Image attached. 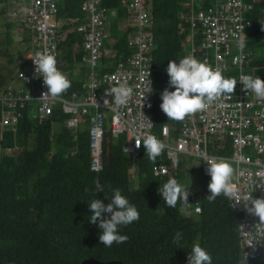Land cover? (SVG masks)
Masks as SVG:
<instances>
[{
	"label": "trees",
	"instance_id": "1",
	"mask_svg": "<svg viewBox=\"0 0 264 264\" xmlns=\"http://www.w3.org/2000/svg\"><path fill=\"white\" fill-rule=\"evenodd\" d=\"M120 1L102 0L106 13L115 15L105 29L108 35L105 45L116 52L113 64L124 61L132 52L127 41L133 36L130 33L137 31ZM187 1L151 0L148 7L154 41L151 112L155 131L165 123L170 126L176 123L168 119L159 105L162 103L160 93L165 88L174 90L168 84V61H179L187 44V32L178 27L177 14L189 9L198 11L207 4L191 0L190 5H186ZM244 1L251 4L247 14L250 25L245 31V48L251 53L243 71L248 75L255 73L264 80V0ZM80 2L59 0L57 3L58 12L67 17L59 28L60 36L66 39L58 45L70 61H66L68 72L74 68L73 62H81L83 54L80 45H76L81 42V35L76 31L83 16ZM8 3L9 0H0V25L4 24V28L0 26V34L3 35L13 25L6 17ZM120 26L124 29L119 33ZM199 37L200 33H195L193 41ZM100 61L107 63L109 60L102 57ZM5 79L0 74V90L7 84ZM69 79L71 87L62 96H69L73 90L82 94V80L79 77ZM32 111L29 106L22 110L14 131H0V264H82L86 258L116 259L122 264H187V256L196 242L211 254L213 264H240L239 237L235 228L239 214L230 208L223 195L208 201L210 175L201 167L202 174L196 184L199 188L194 193L195 201L190 202L191 207L178 202L172 209L159 190L168 179L175 177L181 181L185 173H189L188 165L179 160L182 155L175 157L174 167L163 158L168 172L157 177L152 171L155 161L149 159L144 146L138 157L132 159L123 149L122 138L113 139L114 143L107 147L104 144L107 138H104L102 169L95 172L89 166L85 123L79 120V127L69 125V114H62L57 107L42 122L31 118ZM55 121L61 125L58 129L53 127ZM83 121L87 123L86 119ZM221 143L222 147H217L211 142L210 150L219 157L230 156L233 151L229 139ZM72 149L73 154L70 153ZM132 163L136 172L132 170ZM98 184L103 191H97ZM114 189H120L137 207L140 218L120 227V234L128 236L125 243L105 247L99 240L102 233L99 219L96 224L89 222L92 211L88 205L98 199L107 206ZM194 204L200 207L199 213L193 212ZM103 218L110 216L103 214ZM177 232L182 233V239L174 242Z\"/></svg>",
	"mask_w": 264,
	"mask_h": 264
},
{
	"label": "built area",
	"instance_id": "2",
	"mask_svg": "<svg viewBox=\"0 0 264 264\" xmlns=\"http://www.w3.org/2000/svg\"><path fill=\"white\" fill-rule=\"evenodd\" d=\"M144 2L147 1L121 0L120 4L123 8L124 6L126 8L133 6L137 14L144 12L145 8L141 6ZM199 2L201 4L202 2H207V4L201 10L179 11L177 14L178 27L187 32L185 39L189 33L191 35L197 32L200 33V37L197 40L189 42L187 53L189 52L188 54L195 56L201 61H206L213 68H219L226 78L239 79L241 75H248L242 69L249 62L251 51L245 47L240 50L238 41L242 34V26L243 35L245 36V31L250 25V20L246 13L250 11L251 4L244 0H200ZM103 5L102 0H88L84 3L81 19L83 25L76 27V31L82 36V42L77 43L83 49L82 58L86 60L87 65L99 70L101 75L88 73V80L85 82L87 88L82 87L84 90L82 94H78L73 90L69 96H60L66 102L72 101L86 104V108L78 112L77 109L68 105H56L57 108L62 110V114L66 112L71 118L79 119L83 124H86L88 133L90 132L89 138H91V145H89L91 153L90 167L96 170L100 168L102 151V144L100 143L104 138H113L119 131H123V134H127V139L133 141L136 145L134 137L142 133L150 134L155 132L152 122L149 124L148 121L140 120L143 117L142 114L146 119L152 114L153 103L151 100L150 102L147 101V98L150 99L148 94L153 91V80L144 74L147 70H152L153 56L150 45H152L153 39L151 31L131 32L130 34H133V38L127 41V45L142 51V56L127 54L124 62L118 61L113 64L116 55L115 50L105 45L101 40L96 41V36H101L99 32L90 31L92 26L97 27L107 24L109 19L105 17ZM14 6L17 9H21L23 13L28 11L27 15L29 17L23 21L24 24L22 25L31 31L32 40L37 42L31 48L32 58H35L37 52L47 50L56 56L58 68L64 66L66 60L63 58V52L57 51V44L63 42L66 38L64 35L60 36V32H57L56 28H59L61 23H65L67 17L58 12L57 0H14ZM85 11L89 14H85ZM14 12L17 11L14 8H10L9 15L13 19L16 18V13L14 14ZM46 18L49 19L45 22L39 21ZM137 21L138 23L142 22V20ZM89 22L93 24L89 25ZM37 23L42 26L37 28ZM45 23H50L54 26H47ZM39 42L42 43V46H38L40 45L38 44ZM101 54L109 58L107 63L97 59V55L100 56ZM185 55L183 54V57ZM140 61H145L147 66L143 67ZM61 71L65 73V71ZM17 75L23 81L31 76L33 81L31 83L26 82V84L30 85V88L14 89L12 86L3 87L7 95L16 93L15 98L18 102H27V104H32L38 111L42 110L41 116L47 120L49 115L53 113L51 104H54V100H58L59 97L55 99L51 97L40 99L42 94L47 92V87L44 84L43 77L35 73L33 61L29 60L27 70L18 71ZM148 80H150L152 91L146 93L148 91ZM124 81L133 88L132 98L124 106L125 109L132 111L131 114L124 113L121 110L123 107L115 104L113 94L110 92L112 88L117 87L120 82ZM32 89L34 90L32 91ZM37 90H42L43 93L34 94V91ZM144 93L145 96L142 98ZM7 95L0 94V107L4 105L3 108H0V121H5L1 125L11 124L15 117L19 115L15 110L17 105ZM106 100L108 103L105 104ZM87 107L92 108L93 111H89ZM85 113H90L93 120L91 119L88 123L83 121L89 119ZM7 115L12 116V120ZM201 117L203 120H200ZM95 119L100 120V122ZM106 121L110 122L111 131H109L108 127H105L104 123ZM182 122L183 128L180 129V134L177 135L178 142L174 146L176 147L177 145L179 148L186 149L189 154L205 158L216 155L211 150L208 151L210 147H207L206 150L202 148L205 143L201 139V135L204 133L213 134L221 141L229 138L232 140V144L238 148L246 147V151L236 154L232 153L230 156L224 154L221 157L242 162L247 166L243 170L240 168L235 169L241 195L242 193L251 192L254 198H264V99H259L254 93L245 90L242 83L237 81L234 93L230 98L222 97L213 101L206 110L188 116ZM141 123L144 124L143 128L140 127ZM186 123L190 125L189 128H186ZM71 125L75 124L72 123ZM128 131H131V133ZM167 134L168 129L163 126L160 140H164V144L170 145L166 142L169 138ZM93 137L98 140H94ZM157 138L159 139V137ZM188 140L194 141L193 146L187 143ZM251 142L254 145H251ZM165 148H167V154L162 153L159 157L166 158L173 163L174 167L177 161L175 159L176 155L172 153L169 147ZM70 153L73 154L74 149ZM206 163L207 159L204 161V167L207 166ZM132 170L136 172L134 163H132ZM167 172V166L158 164V167H155L153 171V175L162 177L160 173L166 174ZM227 201L231 209H239L238 211L243 215L242 219L237 220L235 227L238 236L242 237L241 240L237 241L240 251V264H264V240L258 242L255 251H253L252 248L245 245L247 237L242 234L240 228V226H243L244 231H250L252 226L259 222V218L246 213L243 204L238 203V200L227 198ZM186 207L190 208L191 205L187 204ZM193 210L195 213H199L200 207L194 204Z\"/></svg>",
	"mask_w": 264,
	"mask_h": 264
},
{
	"label": "clouds",
	"instance_id": "3",
	"mask_svg": "<svg viewBox=\"0 0 264 264\" xmlns=\"http://www.w3.org/2000/svg\"><path fill=\"white\" fill-rule=\"evenodd\" d=\"M245 38L242 26V34L238 41L240 50L246 46ZM30 59L34 62L35 73L43 77L47 87V92L43 93L40 99L58 98L71 87V80L57 67V59L52 52L40 51L35 54L34 59L31 57ZM166 73L169 77V87L174 90L169 91L165 88L160 93L162 103L159 107L171 120L183 121L188 116L206 110L213 101L222 97L230 98L237 81L242 83L245 90L254 93L259 99H264V80H261L255 73L241 75L239 79L226 78L219 68H213L206 61H201L191 54L185 55L179 61L169 60ZM146 75L149 77L148 71ZM147 87L146 93L151 92L150 80H148ZM110 92L117 106H126L132 98L133 88L124 81L112 88ZM144 96L145 93L142 98ZM106 103H108L107 100ZM142 116L144 117L143 114ZM144 119L151 124L145 117ZM140 127L143 128L144 124L141 123ZM134 138L136 146L140 147L142 143L149 159L153 162L165 149V144L153 134L142 133ZM206 159L210 175L207 187L211 193L207 196L208 201L212 202L218 196L223 195L226 198L238 200V203L243 204L246 213L259 218V222L255 223L250 231L246 232L243 226H240L242 234L247 237L245 245L255 251L256 244L264 240V198H254L251 192L241 196L238 177L231 161L214 157H206ZM188 189L189 186L186 187L172 177L163 184L159 192L167 206L174 209L178 202L183 205L190 204L188 203L190 195ZM97 191H103L99 184ZM88 206L92 211L89 222L96 224L99 219L98 227L102 230L99 240L105 247H111L114 243H125L128 236L120 234V227L127 226L140 218L137 207L122 195L120 189L113 190V196L107 206L98 199H94ZM103 214H109L110 218H103ZM181 239L182 233L180 232L173 237L174 242H179ZM187 264H213V258L199 242H196L187 256Z\"/></svg>",
	"mask_w": 264,
	"mask_h": 264
},
{
	"label": "bare ground",
	"instance_id": "4",
	"mask_svg": "<svg viewBox=\"0 0 264 264\" xmlns=\"http://www.w3.org/2000/svg\"><path fill=\"white\" fill-rule=\"evenodd\" d=\"M59 0H57V2H58ZM88 0H81V2H80V4H79V10H80V12H82L81 14H83V8H82V6H83V4L84 3H86ZM147 2H144V3H142L141 4V6H143L144 8H145V10H144V12L143 13H137L136 14V10H134V8H133V6H128L127 8H126V14H127V16H128V18H129V20L132 18V20L133 21H136V26H137V31L138 32H140V31H144V32H147V31H151L150 30V26H151V23H152V21L150 20V17H149V14H148V7L151 5V0H146ZM191 1V0H190ZM190 11H188V12H191V10L192 9H189ZM192 11H194V10H192ZM104 12H105V17L107 18V19H109L110 17H111V15L109 14H107L106 13V11L104 10ZM249 12V11H248ZM248 12L246 13V14H248ZM27 14H28V11H27ZM85 14H89L87 11H85ZM29 17V15H27L26 17H23V18H18V20H19V24L20 25H22V24H24V20H26L27 18ZM47 19H49V18H46V19H44V20H39V21H42V22H45ZM144 19V20H143ZM137 20H142V22L140 23H138V21ZM223 21V20H222ZM221 21V22H222ZM82 22V21H81ZM78 23L77 25H76V27L78 28L79 26H81V25H83V23ZM108 23V22H107ZM47 26H54V25H51L50 23H45ZM91 24H93V23H91V22H89V25H91ZM42 25L40 24V23H37V28H40ZM106 26H107V24L106 25H102V26H97V27H94V26H92V27H90V31H94V32H99L100 33V35L101 36H96V41H98V40H101V41H103V43H105V41L108 39V35H106V33H105V29H106ZM22 29V28H21ZM26 31L29 33V35H28V37L32 40V38L31 37H33V35H30V33H31V31L29 30V29H26ZM56 31L57 32H59V29L58 28H56ZM136 31V32H137ZM151 33V35H152V39H153V34H152V32H150ZM32 34V33H31ZM44 35V34H43ZM133 38V36L129 39V40H131ZM33 41V43L34 44H36L37 42L36 41H34V40H32ZM191 41H193V35H191L190 33H189V35H188V37L186 38V42H187V44H189V42H191ZM36 42V43H35ZM81 42H82V36H81ZM83 42H84V40H83ZM152 45H150L151 47H150V49H151V54H152V51H153V47H154V41L152 40ZM38 44H40V45H38V46H42V43H38ZM34 46V45H33ZM57 47H58V50L57 51H60L59 50V46H58V44H57ZM131 49H132V52L130 53L131 55H136V56H142L141 55V52L142 51H139L138 49H134L132 46H129ZM186 47V46H185ZM32 48V47H31ZM49 48H52V47H49ZM82 48V47H81ZM188 48H189V46H188ZM186 49V48H185ZM247 49V48H246ZM187 50L188 49H186V50H184V54H188L187 53ZM102 57H104L105 59H109L108 57H106V56H104L103 54H101L100 56H98L97 55V59H101ZM31 58H32V56H31ZM126 59V58H125ZM31 61H33L32 59H30ZM125 61V60H124ZM124 61H122V62H124ZM64 62V61H63ZM65 64H64V66H66V62H64ZM140 64L143 66V67H145V66H147V63L145 62V61H140ZM248 64V62L245 64V66ZM244 66H243V69H242V71L244 70ZM60 70L61 69H64V68H59ZM94 70H97V69H95V68H92L91 67V71H92V73H95V74H99V75H101L100 73H96V72H94ZM148 71V73H149V78L150 79H152V73H153V69L152 70H147ZM147 71L146 72H144V74L146 75V73H147ZM244 72V71H243ZM245 74H247L246 72H244ZM147 76V75H146ZM30 78H27L26 79V82H29V83H31L32 81H33V78L31 77V76H29ZM132 79V78H131ZM22 80V79H21ZM153 80V79H152ZM29 87H30V85H28ZM87 87V86H86ZM32 92V91H31ZM134 92H136V91H134ZM153 92V91H152ZM152 92H151V94L149 93L148 94V96H149V98L150 99H148L147 98V101H149L150 102V100L152 101ZM39 93H43V91L42 90H37V95L39 94ZM45 93V92H44ZM0 94H2V95H4V96H6L7 95V93H6V91L5 90H2V91H0ZM7 97L10 99V100H13L14 102H15V105H17L16 107H15V110H16V112H18V114L19 115H17L16 117H15V119L12 121V123L11 124H13V125H11V124H7V125H3V126H5V127H7V128H9V129H11V130H15V127H16V125H17V120H18V118L22 115V110H24L25 108H27L28 106L30 107V108H32V113H31V118L33 119V120H36V121H38V122H42L43 120H44V118H42V113H43V111L41 110V111H38L33 105H29V104H27V102H18V100H16V93H12V94H8L7 95ZM55 99V98H54ZM61 103H62V105H68V106H70V107H72V108H75V109H77L78 110V112H80V110H83V109H85L86 108V104H79V103H76V102H72V101H69V102H66V100L64 99V98H59L58 99ZM153 105V104H152ZM4 107V105L2 106V107H0V108H3ZM123 108L121 109L122 111H124V113H128V114H131L132 113V111H130V110H127V109H125V107L124 106H122ZM18 108V109H17ZM87 109L89 110V111H93L92 110V108H90V107H87ZM151 110H152V108H151ZM85 115H87L88 117H89V119H88V121H91V119L93 120V117H91V115H90V113H85ZM11 120H12V116H10V115H7ZM96 121H98V122H100V120H98V119H95ZM141 121H144V122H147L145 119H144V117H141V119H140ZM147 120H149L150 122H152L153 123V115L151 114L150 115V117L147 119ZM200 120H203V118L201 117L200 118ZM2 122H5V121H1V123ZM73 123V124H75L76 125V120L75 119H73V118H69L68 119V124L69 125H71V124ZM105 127H108V129H109V131H111L110 129H111V127L109 126L110 125V122L109 121H106L105 123ZM74 125V126H75ZM171 124H168V123H165V124H163L162 126H161V128L158 130V131H155V132H153V133H150V134H153V135H155L156 137H159V139H161V137H162V135H161V129H162V127L163 126H166L167 127V129H168V134H167V136L169 137L168 139H167V143H169L170 145H166L165 144V147H169L170 149H171V151H172V153L174 154V155H187V156H191V157H194V158H197V159H199V160H201V162H202V168L204 167V161H206V158L205 157H201V156H197V155H194V154H189V153H187L186 152V149H182V148H179L177 145H176V147L174 146L175 145V143L176 142H178V137H177V135L178 134H180V129H182L183 128V122L182 121H176V123L175 124H173L172 126H170ZM76 127V126H75ZM190 127V125L188 124V123H186V128H189ZM236 132H238L237 130H235ZM129 133H131V131H128ZM90 137V132L88 133V140H89V145H91V142H90V140H91V138H89ZM122 138V141H123V147H124V150L127 152V154L129 155V156H131V157H133V158H136L138 155H139V152L141 151V146H142V143H141V146L140 147H137L136 145H135V143L133 142V141H129L128 139H127V134H123V131H119V133L117 134V135H115V136H113V139L114 140H116V139H118V138ZM93 139L94 140H98L97 138H94L93 137ZM201 139H203V141H204V143H205V145H203L202 146V148L203 149H207V147H210V143L211 142H218V143H221V140H218L217 139V136H215V135H213V134H210V133H204V134H202L201 135ZM229 139V138H228ZM162 142H164V140H161ZM229 141H230V143H231V147H232V150H233V153H239V152H243V151H246V147H240V148H238V147H236V146H234L233 144H232V140L231 139H229ZM187 143H189V144H191L192 146H193V144H194V141H187ZM100 144H102V141H101V143ZM251 145H254L253 144V142H251ZM102 150V149H101ZM208 151H210V148L208 149ZM97 154H99L98 152H97ZM163 154H167V148H165L164 149V151H163ZM100 155V154H99ZM98 155V156H99ZM89 156H91V153H90V148H89ZM212 157H217V158H222V157H219V156H216V155H212ZM164 157H157V162L154 164V166H153V169H152V171H154V169H155V167H158V164H162V165H165L163 162H162V159H163ZM100 159H101V164H100V168L98 169V170H96V169H93V168H91L90 167V169L92 170V171H95V172H99L101 169H102V151H101V155H100ZM225 159V158H224ZM227 160H229V161H231L232 162V165H233V167L236 169V168H240L241 170H243V169H245V168H247V166L244 164V163H242V162H239V161H232V160H230V159H227ZM89 166H90V160H89ZM166 166V165H165ZM203 172L205 173V174H209L208 173V168H207V166H205L204 168H203ZM162 176L163 175H166V174H164V173H160ZM157 177H161V176H159V175H156ZM197 188H199V186H197ZM245 193H242V195L241 196H243ZM191 201H188V203H190ZM187 205H185V207H186ZM192 209H193V207H192ZM238 214H239V218H238V220H240V219H242L243 218V215H242V213H240L238 210H236V209H234ZM193 212H194V210H193ZM239 237V236H238ZM242 239V237H239V240H241ZM238 240V241H239Z\"/></svg>",
	"mask_w": 264,
	"mask_h": 264
},
{
	"label": "rangeland",
	"instance_id": "5",
	"mask_svg": "<svg viewBox=\"0 0 264 264\" xmlns=\"http://www.w3.org/2000/svg\"><path fill=\"white\" fill-rule=\"evenodd\" d=\"M9 1H11V3H12L8 7L9 11H10V8H14V10H16L17 12H14V14L16 13V15H15L16 18L14 20H12L11 18L7 19V21H9L11 24H13L6 31L7 34L6 35H3L2 33L0 34V70L1 71H3V70L4 71H7V70L12 71V74L15 75L16 71L18 73V71L22 70L21 68H27V66L29 65V60L31 57V50L28 51V47H30V46L33 47L34 43L30 38H28L25 35V34L29 35V33L26 31L25 28L21 29L20 24H19V20H18V18L21 19L23 17H26L27 12L23 13L21 11V9H17L14 6V3H13L14 0H9ZM186 5H190L189 0L187 1ZM9 11H8V17H10ZM111 12L114 13V11H111ZM109 21H111V20L109 19L108 22ZM121 22L125 23V20H122ZM129 22H132V18H131V20H129ZM132 23L135 25L136 21H133ZM61 24H63V23H61ZM61 24L59 25V28H60ZM0 26L2 28H4V24H1ZM123 29H124V27L120 26V27H118L117 30L120 33L123 31ZM59 32H60V30H59ZM59 35H60V33H59ZM188 46H189V44H186L185 48L188 49ZM5 52H7L8 54L7 53L5 54ZM25 60H28L27 61L28 65L26 64ZM16 77L14 76V78L12 80V84H14L15 86H19L21 84H24L27 88H30L28 86V84H26V79H24V81H23L17 77L18 79L21 80V81H19V80H17ZM10 85L11 84L7 82V84L4 86V88H6ZM4 88H2L0 91L4 90ZM33 90L34 89H32V91ZM34 92H35L34 94L37 95V91H34ZM59 98H61V97H59ZM57 104L62 106V103L59 100H54V104H51L52 105L51 109L55 108ZM29 105H32V104H29ZM55 122L56 123L53 124V127L55 129H58L61 125L57 121H55ZM6 129H9V128L1 125V121H0V131L6 130ZM109 143L110 144L114 143L113 138H111V140H109V141L107 139L104 140V144L106 147L108 146ZM142 146H143V144H142ZM179 160H184L186 165H188V167L190 168L189 173H185L186 176L184 175V177L181 179L180 182L183 183L186 187L189 186L188 191L193 195L198 190V188L196 187V184H198L197 181L199 180V178L202 174V172H201L202 169H200V167L202 168L201 162L195 158H192L189 156H184V155L179 156Z\"/></svg>",
	"mask_w": 264,
	"mask_h": 264
},
{
	"label": "crops",
	"instance_id": "6",
	"mask_svg": "<svg viewBox=\"0 0 264 264\" xmlns=\"http://www.w3.org/2000/svg\"><path fill=\"white\" fill-rule=\"evenodd\" d=\"M190 1V0H189ZM14 3V2H13ZM12 3H11V1H9V3H8V5H11ZM8 11H9V9L7 10V15H6V17H7V19H9V18H11V17H8ZM113 13V12H112ZM111 15V14H110ZM114 14H112L111 15V17L109 18L110 20H113L114 19V17H115V15L113 16ZM12 20H14L13 18H11ZM131 20V19H130ZM20 27L21 28H25L23 25H20ZM25 29H27V28H25ZM27 37H28V35L27 34H25ZM22 38V37H21ZM29 38V37H28ZM27 38V39H28ZM29 40V39H28ZM81 43V42H80ZM77 45V44H76ZM80 47H81V45H80ZM8 49V48H7ZM82 49V48H81ZM28 50H31V46L30 47H28ZM60 50V49H59ZM8 54V53H7ZM63 58L66 60V58L63 56ZM27 59V58H26ZM109 60V59H108ZM27 61L28 60H25V62H26V64L28 65V63H27ZM66 61H68V60H66ZM68 62H70V61H68ZM67 65V64H66ZM29 66V65H28ZM28 66H27V68H28ZM73 67L74 68H72L71 70H69V72L68 71H66V66H61V68H64V69H61V70H63V71H65V73L67 74V76H68V78L69 77H79L80 78V80H82V82H81V85H82V87H84V88H87L86 87V80H88V73H92V71H91V67L89 66V65H87V63H86V60L85 59H81V62L80 61H78V62H73ZM27 68H21L22 70H27ZM94 72H96L95 70H94ZM97 73V72H96ZM0 74H3L5 77H6V79H5V81L6 82H8V83H10L11 85L10 86H12L14 89H25V88H27L24 84H21V85H19V86H15L14 84H12V80H13V78H14V76L16 77V75H17V71H16V73H15V75L14 74H12V71H1L0 70ZM17 78V77H16ZM15 78V79H16ZM17 80H19V81H21L20 79H18L17 78ZM83 92H84V90H83ZM76 120V125L79 127V119H75ZM87 120V119H86ZM82 122V121H81ZM87 123H88V120H87ZM76 126V127H77ZM156 130V129H155ZM225 141V140H224ZM214 142V141H213ZM221 142H223V141H221ZM214 143H216V145H217V147H222V143H218V142H214ZM122 145H123V142H122ZM123 149H124V147H123ZM125 151V150H124ZM233 151V150H232ZM126 152V151H125ZM141 152V151H140ZM139 152V153H140ZM145 152H146V149H145ZM127 153V152H126ZM177 156H179V155H177ZM176 156V157H177ZM138 157V156H137ZM136 157V158H137ZM189 157H191V156H189ZM136 158H133L132 157V159H136ZM192 158H194V157H192ZM195 159H197V158H195ZM197 160H199V159H197ZM200 162H201V160H199ZM157 162V158H156V160H155V162H154V164ZM162 162H163V159H162ZM165 164V163H164ZM166 165V164H165ZM154 166V165H153ZM167 166V165H166ZM201 166H202V162H201ZM203 169V168H202ZM197 186H199V185H197ZM196 186V187H197Z\"/></svg>",
	"mask_w": 264,
	"mask_h": 264
},
{
	"label": "water",
	"instance_id": "7",
	"mask_svg": "<svg viewBox=\"0 0 264 264\" xmlns=\"http://www.w3.org/2000/svg\"><path fill=\"white\" fill-rule=\"evenodd\" d=\"M196 199V195H189L188 197V201H195ZM82 264H122L121 261L116 260V259H112V260H108V261H99L96 260L94 258H86L84 260H82L81 262Z\"/></svg>",
	"mask_w": 264,
	"mask_h": 264
}]
</instances>
